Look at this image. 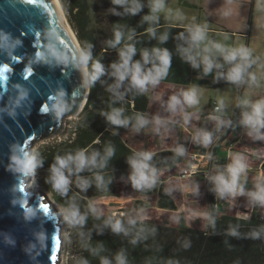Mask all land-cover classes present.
<instances>
[{"label":"clouds","instance_id":"9594fccd","mask_svg":"<svg viewBox=\"0 0 264 264\" xmlns=\"http://www.w3.org/2000/svg\"><path fill=\"white\" fill-rule=\"evenodd\" d=\"M228 2L230 4L231 0ZM111 3L120 6L123 9V14L133 16L140 13L145 7L144 0H111ZM147 7L148 13L142 16V22L148 24L145 30L146 34L163 44L169 39V32L165 30L159 35L157 34L161 15L168 22L169 27L179 24L184 31H181L176 37L182 41L177 45V50L182 59L189 63L193 69L200 70L202 76L214 73L215 79H224L237 86L246 84L251 88L256 85V77L251 75L249 70L261 58L255 56L252 49L245 45L227 46L211 39L208 34L207 23H195V18L191 23H183L186 19L183 12L179 9L169 8L166 0H147ZM255 9L258 13L256 26L264 32V0H256ZM111 11L116 15H121L115 8ZM231 13L230 8L223 11L225 17ZM136 35L134 28H128L127 31L120 25L114 28L113 38L106 43L108 47L117 50L118 59L111 62L108 68L99 59L93 57L90 44L81 47L77 54L76 66L82 72L86 85H93L105 74L113 78L114 82L108 84L106 89L111 94L109 110L100 112V115L109 125L115 126L113 135L116 134L115 128H127L130 124L136 132L149 125H154L153 130L160 132V127L169 123V121L158 116L149 119L139 112L131 116L125 115L123 107L115 106L116 102L123 100L129 91L144 94L150 88L159 85L167 77L171 68L172 54L163 47L143 48L140 50V58L134 59L137 54ZM26 94V92L21 91L20 96L23 97ZM201 94V90L194 86L177 95H172L168 100L167 108L173 115L177 111L181 112L186 125L195 113L186 112L185 106L196 108L200 103ZM65 97V91L59 89L52 97L53 102L50 108L44 110L50 111L56 119H60L71 108ZM225 106V100H219L215 109L216 113L219 114L210 117L211 120L216 121L217 132H220L222 128L234 127L230 119L222 118ZM236 106L242 109L239 124L246 130L247 136L254 141H264V96L259 99H252V93H249L239 98ZM192 139L195 143L207 148L213 143L214 135L211 131L196 129ZM216 139L219 137L217 136ZM99 143L100 139L97 137L93 144ZM172 151L178 157H183L186 153L183 145L176 146ZM154 154L151 151H137L128 157V164L131 169L128 179L134 189L143 191L156 187L160 173L151 163ZM114 155L115 147L111 143H107L103 151L94 149L89 145L74 152H67L63 155L57 154L54 157V162L49 166L46 183L50 185L53 193L61 198H66L65 203L60 206V214L67 225L69 236L75 233L79 238L80 246L93 256H99L100 264H129L127 254L123 249L116 252L112 259L100 255L104 251V245L98 244L93 247L90 243L91 232L85 233L83 230L90 215L100 220L104 215L103 211L92 200H88L86 207L82 210L78 202L80 199L78 193L69 197L73 185L81 193L86 192L93 184L97 189L106 191L112 181L111 177L106 176L105 169ZM207 158L208 160L212 159L211 153L208 154ZM230 161L223 168L217 166L215 174L208 176L213 184L211 190L219 199L247 195L253 205L264 207V178L258 179L254 184V190L247 191L244 182L248 171L246 155L236 153L230 156ZM43 162V157L39 152L23 150L12 156V164L9 167L22 176H34L37 168L43 166ZM84 172L91 173V176L81 175ZM165 191L170 194L172 190L168 188ZM198 192L199 186L197 185L193 188V193L198 194ZM143 212L144 209H140V213ZM36 213V209H29L25 212V219L30 220ZM124 216H126L124 212L112 213L103 219V226L110 228L113 233H123L125 236L135 230L130 240L132 245H136L141 240H146L148 234H155L156 229L154 227L146 229L142 226L143 215H138V218L128 216L126 221L122 219ZM203 216L207 219L208 225L214 228V214L209 211L203 213ZM179 219L177 217L176 221L179 222ZM244 219H248V217L245 216ZM138 224H140L139 227H137ZM98 231L102 233L103 228L98 227ZM228 234L238 236L239 232L235 227H230ZM249 235L253 239L260 238L264 235V226L258 230H253ZM46 238L44 232L37 233V239L41 246H44ZM182 243L185 248L190 246V242L187 240ZM72 260L73 264H89V260L83 256L72 257ZM168 264H174V262L169 261Z\"/></svg>","mask_w":264,"mask_h":264},{"label":"trees","instance_id":"16d2710c","mask_svg":"<svg viewBox=\"0 0 264 264\" xmlns=\"http://www.w3.org/2000/svg\"><path fill=\"white\" fill-rule=\"evenodd\" d=\"M62 6L67 20L75 32V35L83 47L90 44L92 55L95 59H99L106 68L111 62L118 59L116 49L108 47L107 41L113 38V30L117 25L123 27L125 31L128 28L136 30V47L137 54L134 59L140 58V50L143 48L163 47L167 48L172 54V63L169 73L161 82L175 85L188 84H209L214 78V73L202 76L200 70L193 69L189 63L184 61L177 50V45L182 41L176 39L178 34L184 29L181 26L169 27L168 24L160 22L157 34L167 30L169 39L161 44L157 39L149 37L145 30L148 27L146 22H142V16L147 14V0H144L145 7L136 15L123 14L120 6L113 5L111 0H61ZM115 8L121 15L114 14L111 10ZM95 9H104L107 11L106 23L101 30L94 25L92 14ZM113 78L105 74L93 85L90 86L89 95L86 103L74 121V125L69 135L53 144H48L40 151L43 157L42 178L38 176L35 184H40L49 192L55 203L63 205L66 198L52 192L51 187L46 183L48 170L54 157L57 154H65L74 152L79 148L89 145L94 149L103 151L107 143L113 144L115 147V155L110 159L108 167L105 169L107 177H111V183L107 190H99L93 184L89 189L81 193L74 185L69 192V197L79 194V204L81 208L86 207L88 200L116 191V179L113 175L118 169H130L128 157L137 152L129 146L123 138V132L127 128H132L130 124L127 128H115L116 134L113 135L115 126L109 125L100 112L109 110L111 94L106 90L107 85L113 83ZM234 85L229 82H222L219 85ZM124 90L123 88L121 89ZM151 99L149 93L136 94L134 91L126 93L121 101H117L115 106L123 107L125 115H133L136 112L143 113L146 116L147 108ZM99 137L100 143L93 144V141ZM195 149V148H194ZM196 150V149H195ZM202 150V148H200ZM155 153L152 158L154 167L175 166L185 160L178 157L172 150H160ZM84 176H91V173H81ZM208 194V212H212L215 216V227L206 225L204 228L186 225H171L142 221V226L146 229L155 228V234H148L146 240L139 241L136 245H132V239L135 230L130 232L128 236L123 233L116 234L110 228L103 226V219L108 215H104L100 220L89 216L85 226V233L91 232V245L95 247L98 244L104 245V251L100 255L108 256L110 259L119 250H125L129 264H168L173 261L174 264H264V235L260 238L253 239L249 235L253 230H258L264 226V215H262L257 206H254L248 219L245 216L235 214H217L214 204L215 193L211 190L213 184L207 186ZM136 194L151 195L157 193L158 206L163 209H177L174 198L165 191V187L161 185L159 188L154 187L151 190H137ZM137 209L143 207V202L137 200L133 204ZM128 217L122 219L126 221ZM103 228L102 233L98 231V227ZM140 224L137 225L139 227ZM230 227H235L239 232L238 236L228 234ZM189 241L190 246L183 247V241ZM80 246V243H79ZM79 256L89 260V264H100L99 256H93L90 252L80 246Z\"/></svg>","mask_w":264,"mask_h":264},{"label":"water","instance_id":"95a60500","mask_svg":"<svg viewBox=\"0 0 264 264\" xmlns=\"http://www.w3.org/2000/svg\"><path fill=\"white\" fill-rule=\"evenodd\" d=\"M69 29L55 0H0V264H62L55 201L30 187L32 175L9 166L14 154L59 134L86 103L90 86L76 66L81 45ZM59 89L71 108L56 119L44 109ZM29 209L37 213L26 220ZM39 232L47 237L44 246Z\"/></svg>","mask_w":264,"mask_h":264},{"label":"rangeland","instance_id":"374dc122","mask_svg":"<svg viewBox=\"0 0 264 264\" xmlns=\"http://www.w3.org/2000/svg\"><path fill=\"white\" fill-rule=\"evenodd\" d=\"M190 1H191V3H194V4H198V3H200V1H203V2L207 1V3L210 2V0H190ZM58 2H59L61 9L63 11V15L65 16V18L67 20V17L65 15L61 0H58ZM166 2H167V5L169 8H171L173 10L179 9L183 12V14L186 17V19L183 23H191V22H193V18H195V23H199V24L207 23L208 28L217 27L218 24L221 25V23H224L231 30H233L234 27H241V28L245 27L247 24L246 27L248 28V26H249L251 28V36H250V33L248 32V34H249L248 39L246 38L247 33H246V36L245 35L242 36L243 38H240V36L236 33H234V34H232V33H224V34L217 33V35H216V33H214L213 30L211 32L208 31V34H209V37L211 39H214L215 41L223 43L227 46L245 45L248 48L253 50V53L255 56L260 57L261 59L258 61V63L256 65H253L252 68L249 70L251 75H255L256 81H257L256 85L251 87V88H249L248 85H246V84L242 85L241 90L239 89V86H237V85H220V86H212L209 84H191V85H185V86L184 85H171L173 88L172 90L171 89H168V90L166 89L167 91L164 90L166 93L165 99H164L165 103L168 102L169 98L172 95L179 94L180 90L182 88H185L186 90H188L194 86L198 87L202 93L200 96V103L196 108H190V110L194 111L196 113H199L201 116V120H204V119L211 120L210 119L211 115H217L219 113H216V111H212V109L211 110L209 109L210 102L215 103L214 101L219 102V100H221V99L225 100L226 106L227 105L228 106L226 108H224V109H226V110H224V113L226 115H228L229 113L231 114L232 110L237 107L236 102L239 98L244 97L249 93H252V99H259L260 97L264 96V32H262L256 26V18L258 16L256 9H254L253 12L251 13L252 18L250 16L248 17V23H246V21L243 23V21H240V20L235 18L234 14H233L235 12L233 11V9H232L231 15H229L227 17H225L222 14V10L224 8H230V7L246 8V4H243L242 6H240V5H237L233 1H231V3L229 4V2L226 3L225 0H220V1L216 0V2L219 4L218 6L219 7L223 6L224 8H220L218 10H215L213 8H210L209 5H207V9H202L199 5L197 7L189 6V5H183L182 3L179 5L177 3V0H170V1L166 0ZM244 13H245V15L248 16L247 11H244ZM106 14H107V11L104 9H95L93 14H92L93 23L100 30H101V28L103 29V27L106 23V20H107ZM230 18H231V20H230ZM160 21H165L163 15H161ZM67 23L69 24L68 20H67ZM162 84L165 86L167 85L166 83L160 82L159 85H157L154 88H150L148 91L150 98H151V108L152 109H154L153 103H156L160 98V93L162 92V86H163ZM175 86L178 88H181V89L180 90H176V89L174 90ZM254 87L259 91V93L257 91H253ZM230 114H229V116H230ZM195 115H196V118H195ZM195 115L193 117H191L190 120L196 122V124H197L198 123L197 114H195ZM76 118H77V116L76 117H68L65 120L63 129L59 134H57L54 137H48V138H44V139L36 141L32 145L30 151L40 153V151L43 149L44 146H46L48 144H53L57 141L65 139L69 135V132L72 129V127L74 125V121L76 120ZM162 129H163V127H160V132H155V137L158 140H160L161 138L164 137V135L167 134L168 129L177 131L180 134H181V130H182L181 126L174 124V123L173 124L168 123L165 126L164 130H162ZM153 132L154 131H152V133ZM153 141H154V139H153ZM262 142H264V141H262ZM249 145H251V144H249ZM252 145H253V142H252ZM237 147H238V145H237ZM240 151H242V149ZM248 154H250V153H248ZM255 156H252V160L249 157H247L248 162L253 163V162L259 161V159L261 157L260 156L255 157ZM262 159L264 160V155H263ZM187 160H188V155H186L185 160L182 162V164L177 166L178 168L176 166L175 167H156V168H157L158 172H160V170H168L169 172H174L173 174L176 175L178 170L180 168H182L187 163ZM203 164H205L207 166L208 160H206V162H204ZM130 171H131V169H129V170L118 169V170L114 171L113 175L116 179V182H117V179L125 177L124 181H122L123 183L120 182V183L116 184V192H117V185H118V190H120L122 192L128 191L126 186L127 187L131 186V182L126 180V178H128ZM263 174H262V176L260 175V178H264ZM38 176H40L41 178L43 176L42 167L37 168L35 175L31 177L30 182L33 181L32 182L33 184H31L30 187L37 186L36 187L37 191H42L45 194L49 193L40 184H35V182H37ZM245 178L246 179H248V178L254 179V175L253 174H246ZM189 180L190 179H181V178L176 177L175 180H172L174 184L172 182L169 183L171 188L173 189V191L171 192L172 195L171 194L170 195L172 197L175 196V199L179 203L181 201V203H180L181 207H183V205L186 204L187 202H191V200H187V197L190 198L193 193L189 194L190 191L188 192V191H184L183 189H181L182 187L188 188L189 186H192V184L194 182H196V181L191 182ZM123 184L125 185L124 187H123ZM120 185H122V187ZM176 185L180 186L179 187L180 191L174 190L176 188ZM158 186H160L159 181L156 185V188ZM245 188L247 191L254 190V188L250 182H245ZM110 194L114 195V193H112V192H109V193H106L103 195H110ZM137 196L139 197L141 195L135 193L133 198H136ZM143 196H147V195H143ZM137 200H139V199H133V202H135ZM148 200H149V197L145 198V201L148 203L147 205H145L144 202L142 201L143 207L140 209H144L143 213H140V209H137L133 205L134 203L132 204V202H131L130 205L132 206L131 207L132 210L130 211V208H129V210L124 209L125 211H128V212H126V216L138 218V215H143L144 216L143 218L146 221L154 222V223H160V224H168V225L170 223H175L177 217L180 218L181 213L173 215L170 212H166L164 210L157 209L156 207H154L152 205V202H150ZM226 200H228L229 203H226ZM226 200L221 199L222 202L218 206V209L222 210V212H224V213L247 216L251 213L254 206H256L250 202V198L247 195L237 196L235 198H228ZM92 201L97 205V207L99 209H101L103 211V213H107V214L117 213V207H113V204H111V202H109L111 200H108L107 198H102V199L96 198V199H93ZM107 202H109V203H107ZM60 206H62V205H60V204L58 205L59 213H60ZM245 207H247L248 209L246 210ZM258 210L262 215H264V207L258 206ZM119 211L120 210H118L117 214L120 213ZM60 221H61V227H62L61 232H62V238H63V246H62L61 255H60L61 263L62 264H73L72 257L79 256V249H80L79 238L76 236L75 233H72L71 236L68 235L69 230H68L67 225L65 224L61 214H60ZM179 222H181L180 219H179Z\"/></svg>","mask_w":264,"mask_h":264},{"label":"crops","instance_id":"0c3cea01","mask_svg":"<svg viewBox=\"0 0 264 264\" xmlns=\"http://www.w3.org/2000/svg\"><path fill=\"white\" fill-rule=\"evenodd\" d=\"M168 1H170V0H168ZM218 1H220V0H218ZM225 1H226V3H228V0H225ZM231 1L235 2L237 5H240V6H242L243 4H246V8L230 7V9L231 10L233 9V11L235 12L233 14H234L236 19L243 21V23L245 21H246V23H248V17L250 16L252 18L251 13L255 9L256 0H231ZM177 3L179 5L182 3L183 5H189V6H195V7H197L199 5L202 9H207V5H209L210 8H213L215 10H218L220 8H224L223 6L219 7L218 6L219 4L216 2V0H210V2H208V3H207V1H205V2L200 1V3H198V4L191 3L190 0H177ZM226 9H228V8H224L222 10V14H223V11ZM244 11L248 12V16L245 15ZM230 20H231V18H230ZM160 22L163 24H168V22H166V21H160ZM177 26H179V24ZM246 26H247V24H246ZM246 26L242 27V28L241 27H234V29L231 30V29H229V27H227L226 24L221 23V25L218 24L217 27L208 28V31L211 32L213 30L214 33H216V35H217V33H219V34H224V33L234 34V33H236L240 36V38H243L242 36H244V35L246 36V33H247L246 38L248 39V36H249L248 32L250 33V36H251V28L249 26L247 28ZM166 84H167L166 86L162 84L163 86H162V92L160 93V98L156 103H153L154 109L151 108V101H150L149 106L147 108L146 116L150 119L158 116L161 119L169 121L170 124H173L172 121H175L174 124H177V125L181 126V128H182L181 134L178 133L177 131L168 129L167 134L164 135L163 138L158 140L155 137L156 131L153 130L154 125H149L145 128H142L139 132L134 131L133 127L127 128V130H125L123 132L124 140L126 141V143L129 146H131L136 151L156 152V151H160V150H172L178 145H183L186 149V152H187V150H189V148L190 149L195 148L196 150H200V148L203 146L199 145L193 141V139H192L193 132L196 129H204V130L213 132V135H214L216 132V121L207 120V119L201 120V116L199 113L191 111L190 108L185 106L186 112H193V113L197 114V117H198L197 118V120H198L197 124H196V122L189 120L188 124L185 125L184 121H183V114L181 112L177 111L176 114L173 115V113L170 112L167 108L168 102H166V103L164 102L165 94H166L164 90H166V89L172 90L173 88L171 85H175V84L169 85L168 83H166ZM188 85H191V84H188ZM241 87H242V85L239 87L240 90H241ZM175 89L180 90L181 88H178L175 86L174 90ZM185 90H186L185 88H182L180 90V92L185 91ZM253 91H257L259 93V91L255 87H254ZM214 102L218 104V102H216V101H214ZM212 104H213V102H210V104H209L210 110H211ZM227 106H225V108ZM224 110H226V109H224ZM239 110H240L239 117L233 122L234 127L228 128L227 133L225 134L223 139L220 141L219 145L216 146V152H217V154L220 158V161L223 165H227L228 163H230L231 162L230 156H232L236 153H243L246 155V157H249L251 160H252V156H255V155H256L255 157L260 156L261 158L257 162L252 163V162H248V160H247L248 172L246 174H253L254 179H250V178L246 179L245 178V182H250L254 188V184L258 181V179L260 178V175L262 176V174L264 173V160L262 159V157L264 155V142L254 141L250 137L247 136L246 130L242 126H240V124H239L242 109L239 108ZM229 114L226 115L223 111L222 118L226 119L229 116ZM195 118H196V115H195ZM161 127H163L162 130H164L165 126H161ZM152 131H154V132L152 133ZM153 139H154V141H153ZM252 142H253V145H252ZM249 144H251V145H249ZM237 145L239 148L237 147ZM241 149H242V151H240ZM247 152L250 154H248ZM180 164H182V163H180ZM180 164H177L175 166L177 167ZM175 166H166V167H175ZM126 170H129V169H126ZM179 170H178V172H179ZM178 172L176 175H174L173 174L174 172H169L168 170H160V172H159L160 173V175H159L160 186L163 185L165 187V189L170 188L173 191V189L171 188L169 183L170 182L173 183L172 180H175L176 177L178 178ZM124 179H125V177L117 179V184L124 181ZM126 180L129 181L128 178H126ZM189 181H191V182L196 181V182H194L192 184V186L188 185L189 186L188 188L182 187L181 189H183L184 191H188V192L190 191L189 192V194H190V193H193V188L198 185L199 186V192H198V194L193 193L190 198L187 197V200H191V202H187L186 204L183 205V207L180 206L181 201L179 203L175 199V196H173V198L176 202V205H177V209H175V210L174 209L172 210V209L159 208L158 200H157L158 199L157 193L147 195V196L141 195L139 197L137 196L136 198H133L135 195V190L132 186H129V187L126 186L128 191L122 192V191L118 190V185H117V192L116 191L112 192V193H114V195H112V194L100 195L96 198H100V199L107 198L108 200H111L109 202H111V204H113V207H117V213H118V210H120L119 212L126 213L128 211H125L124 209L129 210V208H130V211L132 210V208H131L132 206L130 204H131V202H132V204L134 203L133 199H139V200L143 201L145 205H147L148 203L145 201V198L149 197L148 201L152 202V205L154 207H156L157 209L164 210L166 212H170L173 215L181 213V216H180L181 222L176 221L175 223H170L171 225H186V226H195V227H199V228H204L206 225V218L203 216V213L208 212V194H207L208 183L205 180H203L202 175L193 176L192 178H190ZM120 186L122 187V185H120ZM124 186L125 185L123 184V187ZM160 186H158L157 188H159ZM179 187L180 186L176 185V188L174 190L180 191ZM170 194L172 195V193H170ZM227 201L228 200H226V203H229V201L228 202ZM109 202H107V203H109ZM221 202H222L221 199H219L216 195H214V204H215V208H216V213L218 215L224 213V212H222V210L218 209V206L220 205ZM257 208H258V206H257ZM245 209L247 210L248 208L245 207Z\"/></svg>","mask_w":264,"mask_h":264},{"label":"built area","instance_id":"2783aa9c","mask_svg":"<svg viewBox=\"0 0 264 264\" xmlns=\"http://www.w3.org/2000/svg\"><path fill=\"white\" fill-rule=\"evenodd\" d=\"M210 82L212 85H219L222 82L228 81L224 79L212 78ZM240 86L241 85H239V87ZM217 105V103L212 104V111H215ZM239 113L240 110L238 107H236L232 110L230 116H228L226 119H230L233 123L239 117ZM228 128H222L220 132L216 131L214 134L213 143L207 148L201 147L202 150H195L194 148H189V150H187V152L185 153L186 155H188L187 163L182 168H180L178 172V178L190 179L193 176L202 175L203 180H205L208 184H211L212 182L208 179V176L215 174L217 166H219L220 168H223L225 166L220 161V158L216 152V146L219 145L220 141L227 133ZM217 136L219 137V139H216ZM209 153H211L212 156L211 160H208L207 158ZM206 160H208L207 166L203 164L204 162H206Z\"/></svg>","mask_w":264,"mask_h":264},{"label":"bare ground","instance_id":"6f19581e","mask_svg":"<svg viewBox=\"0 0 264 264\" xmlns=\"http://www.w3.org/2000/svg\"><path fill=\"white\" fill-rule=\"evenodd\" d=\"M55 3H56V5H57V7H58V9H59V11H60V14H61V16H62V18H63V21L65 22V24H66V26L68 27V29H69V24L67 23V20H66V18H65V16L63 15V11H62V9H61V6H60V4H59V2H58V0H55ZM71 29V28H70ZM69 29V30H70ZM34 178V177H33ZM35 179V178H34ZM33 181H31V184H33L32 183ZM48 196H49V198H51L52 200H53V198L50 196V194L49 193H46ZM50 199V200H51ZM56 204V206H57V208H59L58 207V205L59 204H57V203H55ZM59 211V210H58Z\"/></svg>","mask_w":264,"mask_h":264}]
</instances>
